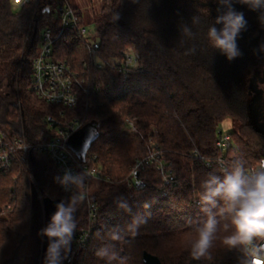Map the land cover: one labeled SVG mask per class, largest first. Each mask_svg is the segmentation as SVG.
<instances>
[{"label": "trees", "instance_id": "16d2710c", "mask_svg": "<svg viewBox=\"0 0 264 264\" xmlns=\"http://www.w3.org/2000/svg\"><path fill=\"white\" fill-rule=\"evenodd\" d=\"M61 1H34L14 11L11 0H0V129L12 138L37 143L51 136L45 119L54 116L61 120L63 111L64 121L98 124V136L84 159L73 151L110 180L100 182L93 191L88 189L92 182H86L87 189L81 193L84 199L75 214L77 229L88 226V203L99 206L81 264H105L95 251L106 243H114L127 264H144V253L162 264H239L240 254L226 250L220 240L211 250V259L194 260L188 250L189 221L200 216V186L210 172L218 171V160L240 156L249 169L264 161V107L255 106L263 96L258 87L264 89V50L260 48L264 23L260 13L234 3V8L244 13L247 28L237 40L242 55L228 61L209 46L206 24L193 27L194 38L181 33V25L192 26L198 8L209 9L206 20L214 21L217 0H103L95 31L99 54L112 62L110 66L103 70L94 67L93 57L74 29L63 33L54 45L55 58L83 73L89 89L87 93L79 90L77 105L67 109L39 99L31 90L43 30L51 27L59 35L55 7ZM76 11L81 25L86 26L82 13ZM115 14L119 19L113 21ZM254 34L257 38L250 42L247 37ZM193 46L196 53L186 54ZM125 54H137L139 59L137 66L122 73L118 63ZM126 119L136 121V134L122 131ZM227 120L236 130L227 134L230 142L220 148L217 143L224 134L219 126ZM154 149L162 152L175 181L166 183L161 172L151 166L139 174L143 191L129 188L126 180L131 178L132 168ZM32 159L42 165L37 178L31 168L27 171L20 164L0 174V264H14L27 243L35 196L66 201L71 195L65 196L55 182L61 175L47 157ZM120 196L132 205V213L117 207L115 201ZM145 203L151 207L145 209ZM137 212L151 213L139 235L132 238L125 233L123 241H110L108 229L123 230ZM97 231L102 238L95 235Z\"/></svg>", "mask_w": 264, "mask_h": 264}, {"label": "clouds", "instance_id": "9594fccd", "mask_svg": "<svg viewBox=\"0 0 264 264\" xmlns=\"http://www.w3.org/2000/svg\"><path fill=\"white\" fill-rule=\"evenodd\" d=\"M202 2L206 3V0ZM235 2L259 12V19L264 23V0H217L215 20L208 23L209 9L198 8V14L192 17V26L181 25L182 35L194 38L193 27L206 24L205 37L212 49L228 61L240 57L242 52L237 40L246 30L247 20L243 12L234 8ZM118 19L119 15L115 14L113 21ZM260 48L264 50V44ZM196 51L193 46L186 54L194 55ZM217 164L218 171L210 172L200 186L197 197L200 216L189 221V253L196 261L211 259V250L220 240L226 250L240 254L239 264H264V161L252 169L240 156H234L229 161L218 160ZM54 180L71 195L66 201L56 204L49 223L40 230L39 235L48 239L44 264H62L71 252L72 239L77 230L75 214L83 203L81 193L87 189L88 176L85 172L74 174L66 170ZM115 202L118 208L132 213V205L123 196L117 197ZM143 207L147 209L151 205L145 203ZM150 218L151 213L148 212L132 214L123 230L109 228L107 237L112 242L123 241L125 233L134 238ZM221 232L225 235L221 236ZM95 235L102 238L100 231ZM95 256L105 264H127V258L118 253L114 243L97 248Z\"/></svg>", "mask_w": 264, "mask_h": 264}, {"label": "built area", "instance_id": "2783aa9c", "mask_svg": "<svg viewBox=\"0 0 264 264\" xmlns=\"http://www.w3.org/2000/svg\"><path fill=\"white\" fill-rule=\"evenodd\" d=\"M34 1L40 0H21L18 4H13L12 9L19 11ZM55 17L59 25V35L56 36L51 27L43 30L33 63L31 90L39 99L47 103L72 109L77 105L78 91L83 90L87 93L89 89L83 73L76 71L69 62L55 58L54 45L57 39L67 30L74 29L84 40L97 70H103L112 62L101 58L100 41L96 31L90 32L86 26H82L80 15L66 1L56 5ZM138 59L137 54H125L118 63L119 71L123 73L137 66ZM60 116L61 120L54 116L45 119L51 136L43 142L35 143L28 142L25 138H12L0 129V174L10 171L17 164L29 171L33 156H45L55 165L61 176L66 170H71L74 174L85 172L88 176L87 182H110L100 171L91 169L88 164L82 162L68 145L70 138L86 125L85 120L64 121V111ZM123 128L128 133H137V123L134 120H124ZM228 142H230L229 136L221 135L217 144L220 148H224ZM162 157V152L154 149L150 155L138 161L131 170V178L126 180L127 186L136 191H143L144 183L139 178V174L143 169L151 166L161 172L166 183L174 182L175 176L166 169L167 164ZM62 191L65 196L71 194L63 188ZM98 208L97 204L88 203V226L76 232L71 252L67 256V264H81V254L87 250L98 220Z\"/></svg>", "mask_w": 264, "mask_h": 264}, {"label": "rangeland", "instance_id": "374dc122", "mask_svg": "<svg viewBox=\"0 0 264 264\" xmlns=\"http://www.w3.org/2000/svg\"><path fill=\"white\" fill-rule=\"evenodd\" d=\"M11 1L13 4H18L21 0ZM64 1H66L72 8L79 10L82 13L83 21L85 22L86 27L90 32L95 31L96 22L98 20V13L102 8L103 0H62L61 2ZM59 4L60 3H58V5ZM247 38L251 42L252 39L257 38V34L251 35ZM257 91L263 95L262 97H264V89L258 87ZM262 97L260 99V102L255 103L256 108H262V106L264 107V98L262 100ZM256 99H258L257 96ZM219 129L221 132H223L224 135H227L235 131L236 127L231 121L227 120L220 124ZM122 131L130 135L136 134L126 132L123 126ZM30 168L36 178L42 173V165L36 163V161H34L33 159L30 160ZM98 184L99 183L92 182V186L88 188L89 191L97 189ZM56 204L57 203L55 201H51L49 199L42 200L40 197L36 196L34 197V199H32L33 220L30 236L27 243H25V245L19 250L17 259L15 260L14 264H44V258L48 246V239L47 237L39 235V233L40 230L49 223L52 214L56 210ZM43 205H45V215ZM77 231H79V229H77L76 232ZM86 251L81 254V258Z\"/></svg>", "mask_w": 264, "mask_h": 264}, {"label": "water", "instance_id": "95a60500", "mask_svg": "<svg viewBox=\"0 0 264 264\" xmlns=\"http://www.w3.org/2000/svg\"><path fill=\"white\" fill-rule=\"evenodd\" d=\"M98 136V124L96 122H90L86 124L80 131H78L76 134H74L69 142V147L77 153V155L84 159L85 154L87 153L91 143L93 140ZM138 177V174H137ZM59 201H55L56 203H59ZM143 263L144 264H162L161 261L148 253L143 254Z\"/></svg>", "mask_w": 264, "mask_h": 264}, {"label": "crops", "instance_id": "0c3cea01", "mask_svg": "<svg viewBox=\"0 0 264 264\" xmlns=\"http://www.w3.org/2000/svg\"><path fill=\"white\" fill-rule=\"evenodd\" d=\"M43 210H44V215L46 214V211H45V205H43Z\"/></svg>", "mask_w": 264, "mask_h": 264}]
</instances>
